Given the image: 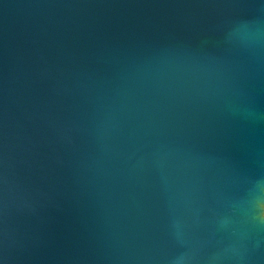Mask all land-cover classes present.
<instances>
[{
    "label": "water",
    "instance_id": "obj_1",
    "mask_svg": "<svg viewBox=\"0 0 264 264\" xmlns=\"http://www.w3.org/2000/svg\"><path fill=\"white\" fill-rule=\"evenodd\" d=\"M264 0H0V264H264Z\"/></svg>",
    "mask_w": 264,
    "mask_h": 264
},
{
    "label": "bare ground",
    "instance_id": "obj_2",
    "mask_svg": "<svg viewBox=\"0 0 264 264\" xmlns=\"http://www.w3.org/2000/svg\"><path fill=\"white\" fill-rule=\"evenodd\" d=\"M262 216L264 217V205L262 206Z\"/></svg>",
    "mask_w": 264,
    "mask_h": 264
}]
</instances>
